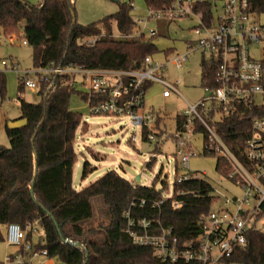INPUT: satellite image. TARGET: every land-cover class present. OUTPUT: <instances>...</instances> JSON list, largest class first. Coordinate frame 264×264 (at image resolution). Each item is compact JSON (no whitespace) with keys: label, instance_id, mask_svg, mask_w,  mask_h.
I'll return each mask as SVG.
<instances>
[{"label":"trees","instance_id":"obj_1","mask_svg":"<svg viewBox=\"0 0 264 264\" xmlns=\"http://www.w3.org/2000/svg\"><path fill=\"white\" fill-rule=\"evenodd\" d=\"M144 1L148 7L161 10L173 0ZM251 1L259 10H264V0ZM131 8V4H122L115 13L82 25L74 22L75 0H42L38 4L28 0H0V32L17 35L22 31L23 39L33 49L36 68L140 69L146 56L159 51L154 36L139 39L112 36L114 23L119 33H131L134 26ZM206 13H209L207 8ZM99 35L93 46L81 43L84 38ZM216 68L213 61H203L204 85H218ZM75 86L71 84L70 75H55L50 81L40 83L37 93L41 99L33 103L23 98L21 93L25 87L19 81L20 118L28 122L15 130L6 126L10 146L0 147V240H4L3 225L19 223L27 230L30 242H33L32 229L42 228L44 238L35 243L34 250L47 249L48 257L61 264H168L152 247L133 242L125 232L124 212L130 209L134 216L154 218L160 221L161 227H171L180 241L191 240L201 233L199 221L217 200L213 185L208 179L197 176L179 181L176 174L173 194L164 198L154 186L134 184L110 170L76 190L73 186V167L78 160L74 148L75 131L79 126L86 131L88 123L81 112L70 108ZM0 92L3 96L6 92L2 72ZM83 98L88 100L89 95ZM259 116H264V105L242 104L238 113L216 123L220 137L246 165V141L252 120ZM160 118L155 127L159 126ZM184 121L183 115L177 117V129ZM196 130L203 132L206 139L207 131L199 122H196ZM143 139H147L146 131ZM153 163L154 158H151L147 165ZM230 169L227 161L217 156V170L229 176ZM95 196L104 199L108 221L97 227H87L94 216L91 199ZM162 199L163 202L155 207L154 203ZM262 207L264 210V203ZM66 239L79 242L81 246H74ZM19 252L26 253L23 249ZM223 264H264V231L251 228L246 243L237 247Z\"/></svg>","mask_w":264,"mask_h":264},{"label":"built area","instance_id":"obj_2","mask_svg":"<svg viewBox=\"0 0 264 264\" xmlns=\"http://www.w3.org/2000/svg\"><path fill=\"white\" fill-rule=\"evenodd\" d=\"M258 7L261 6L258 4ZM206 8L209 9L208 14ZM159 17H167L170 21L195 18L197 25L191 28L195 39L188 47L192 51L200 49L204 60L217 65L215 79L218 85H204L209 93L207 98L190 104L183 114L185 121L178 129L181 136L177 140L181 164L189 168L190 158L195 156L184 134L199 132L196 130V122H199L207 131L204 150L227 161L231 169L229 176H224L231 183V188L227 187L226 192L235 191L230 196L214 188L217 200L210 212L201 217L199 223L202 231L194 239L180 241L171 227H161L160 221L151 217L134 216L130 209L124 212L125 232L134 243L152 247L155 254L168 264H223L237 247L246 243L251 228H260V223L264 224V116L252 120L251 133L244 149L248 165L228 147L216 129V123L238 113L242 104L264 105V10H259L251 0H173L165 9L148 7V16L134 20L131 33L112 36L118 39L155 36V29L149 28L148 23ZM15 36L10 35L11 41ZM99 38L100 35L84 38L81 43L93 46ZM23 43L29 45L26 40ZM187 57L186 54L177 53L172 59L161 62L149 55L144 60V66L134 70L80 66L23 70L15 62L11 63V68L19 74L23 86L33 91H38L41 82L50 81L58 74L70 75L71 84L74 85L77 83L76 77L82 76L91 113L129 115L131 123L143 135L146 131V140L157 143L155 125L160 115L145 110L147 86L155 83L162 85L165 98L173 92L179 93L177 88L181 80L169 77L168 66L173 64L183 71ZM1 64L7 66L8 62L1 61ZM137 139L135 131L131 140L136 142ZM193 176L202 177L191 173L180 176L178 180ZM162 202L163 199L155 202L154 206ZM34 231H37L35 227L32 229ZM27 236V230L19 223L6 224L4 239L9 245L17 246L18 251L16 255L8 256L2 264H32V259L39 254L51 261L50 264H61L48 257L47 249L34 250L35 243L28 241ZM43 238L42 235L38 241ZM20 249L30 253L27 261L22 260Z\"/></svg>","mask_w":264,"mask_h":264},{"label":"rangeland","instance_id":"obj_3","mask_svg":"<svg viewBox=\"0 0 264 264\" xmlns=\"http://www.w3.org/2000/svg\"><path fill=\"white\" fill-rule=\"evenodd\" d=\"M30 1L38 4L42 0ZM125 3L132 5L131 16L134 20L145 19L148 16V6L144 0H75L76 22L82 25L97 22L118 11ZM195 25H197L195 18L170 21L167 17H159L148 23V27L156 31L153 38L159 49L153 55L156 60L166 62L177 53L188 56L183 71L178 70L173 64L168 66L169 77L172 80H181L177 88L179 93L173 92L170 97L165 98L162 94L163 86L155 83L147 88L144 97L145 110L159 113L161 117L155 131L158 133L157 150L156 143L143 139L142 131L131 123L129 115L91 113L89 101L83 98L87 93L82 84L83 77H76V91L72 94L70 108L81 112L83 119L88 123L86 131L80 126L75 131L74 148L78 153V161L73 168V185L76 190H81L106 172L115 170L134 184L154 186L162 192L164 198L173 194L176 174L177 178L191 173L201 175L208 179L214 188L230 196L235 191L226 192L227 187L231 188V183L217 170V156L205 154L203 132L184 134L188 146H191V152L195 153V156L190 158L189 168L183 167L181 155L178 153L177 140L181 135L177 129V117L183 115L190 108V104H195L209 95L202 81L204 55L200 49L192 51L188 47L195 39V34L191 30ZM112 30L114 35H118L115 23ZM23 42L22 31L13 41L10 35L0 32V62H8L7 66L0 64V72L4 74L6 80L5 95L0 92V147L10 146L6 132L8 121L22 115L18 99L19 74L11 68V63H17L23 70L36 68L32 59V47ZM21 94L28 102L36 103L41 99L37 91L29 88H24ZM135 131L138 139L133 142L131 137ZM151 158H154V163L148 166L147 162ZM164 182L167 183L165 186ZM91 201L94 216L87 227H97L98 224L108 221L107 205L101 196H95ZM259 227L264 231L263 223H260ZM37 230L39 236L35 233L34 241L44 236L42 228L37 227ZM17 251V246L9 245L5 239L0 240V262H5L11 254L16 255ZM21 254L22 260L29 259L30 253ZM32 264L50 263L45 256L39 254L32 259Z\"/></svg>","mask_w":264,"mask_h":264},{"label":"water","instance_id":"obj_4","mask_svg":"<svg viewBox=\"0 0 264 264\" xmlns=\"http://www.w3.org/2000/svg\"><path fill=\"white\" fill-rule=\"evenodd\" d=\"M73 17H74V22H76L75 14H73ZM27 122L28 121L26 118H19L16 120L8 121L7 126L10 130H15V129H20V128L25 127L27 125ZM66 241H69L74 246H77V247L81 246L79 242H73L72 240H67V239H66Z\"/></svg>","mask_w":264,"mask_h":264},{"label":"crops","instance_id":"obj_5","mask_svg":"<svg viewBox=\"0 0 264 264\" xmlns=\"http://www.w3.org/2000/svg\"><path fill=\"white\" fill-rule=\"evenodd\" d=\"M29 2H31L30 0H28ZM41 2V1H40ZM32 3V2H31ZM20 118V117H19ZM19 118H16V119H19ZM16 119H14V120H16ZM78 154V153H77ZM78 161V160H77ZM77 163V162H76ZM76 163H75V165H76ZM74 168V167H73ZM73 179H74V174H73ZM74 186V185H73ZM5 226L6 225H3L1 228H2V232H3V235H4V231H5ZM35 229H37V227H35ZM35 233H38V230L37 231H34L33 232V242L34 243H37V241H34V236H35ZM38 236H39V233L37 234ZM34 259V258H33ZM36 259V258H35ZM49 261V260H48ZM49 263H51V261H49Z\"/></svg>","mask_w":264,"mask_h":264}]
</instances>
